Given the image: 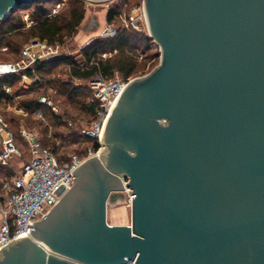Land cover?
I'll return each instance as SVG.
<instances>
[{"label":"water","instance_id":"1","mask_svg":"<svg viewBox=\"0 0 264 264\" xmlns=\"http://www.w3.org/2000/svg\"><path fill=\"white\" fill-rule=\"evenodd\" d=\"M44 1L0 0V21ZM143 2L158 66L0 264H264V0Z\"/></svg>","mask_w":264,"mask_h":264},{"label":"built area","instance_id":"2","mask_svg":"<svg viewBox=\"0 0 264 264\" xmlns=\"http://www.w3.org/2000/svg\"><path fill=\"white\" fill-rule=\"evenodd\" d=\"M65 2L66 0L58 2L48 17L56 16ZM119 2L120 0H83L87 8L106 3L104 6L106 13L114 8L116 10L112 15V21L105 24L100 38L104 40L114 38L123 29L148 34L143 0H139V4L134 7ZM0 50L5 52L8 48L4 46ZM19 53L16 60L0 61V80L14 76L21 88L27 92L40 83L36 76L28 75L29 71L34 73V64L62 56L58 47L50 46L37 38L25 44ZM111 55L112 52H108L101 57L105 60ZM138 60L141 61L142 57L139 56ZM94 62V58L90 61L86 59L78 67L88 68ZM88 82V88L94 100L99 103V109L95 112L96 119L77 130L84 139L99 143L108 109L114 100L119 98L129 81H122L118 76L106 80L100 75H95ZM3 93L11 96V88L4 86ZM38 102L56 112L55 105L47 96L40 97ZM1 111L0 108V249L17 237L29 236L32 223L42 220L75 184L76 177L72 176V173L86 159L98 155L94 154L95 150L89 149L85 157L79 153L66 154L63 157L59 155L57 149L52 150L49 146H43L39 136L32 131L20 129L16 136L9 130ZM33 116L34 119L46 124L40 112L33 113ZM64 121L68 127H73L70 120ZM48 137H52L51 133ZM125 264H135V259L132 261L127 259Z\"/></svg>","mask_w":264,"mask_h":264},{"label":"trees","instance_id":"3","mask_svg":"<svg viewBox=\"0 0 264 264\" xmlns=\"http://www.w3.org/2000/svg\"><path fill=\"white\" fill-rule=\"evenodd\" d=\"M51 0H46L42 3H33L31 6L23 9H17L3 21H0V45L8 46L11 51L18 52L20 47L13 40L16 32H20L24 28V23L21 21V14L23 11H29V19L33 21L24 33L32 38H37L40 41H45L50 46L63 44L66 39L72 38L76 29L83 22L85 10L83 0H66L64 7L54 17H48L52 9L55 7L48 5ZM60 2V1H59ZM121 4L128 3L129 6L134 7L139 4V0H120ZM115 8L105 14L107 22L112 21V15ZM23 34V35H24ZM17 46V48H16ZM157 46L144 33L134 32L131 29H123L114 38L101 39L95 38L89 47L83 49L84 57L90 61L91 58L96 61L90 68L82 69L76 66L70 56H60L44 62H36L33 66L34 73L30 72L28 75L36 76L41 83L46 75L52 73L56 66L64 63L70 67L69 79L87 81L91 80L95 75H100L104 79L113 78L114 74H118L122 81L130 80L138 75V73L146 74L155 66V61L158 54L154 53ZM116 51V53H114ZM112 52V55L105 60L101 59V55ZM114 53V54H113ZM142 60L139 61L138 57ZM61 83V94L73 104L82 106L85 113L96 119V110L99 109V103L94 100L92 93L83 87L74 88L71 83ZM39 85V83H37ZM36 85V86H37ZM9 86L11 88V96L3 93V87ZM33 90V89H32ZM23 90L18 84V80L13 77H4L0 80V105L11 103L14 97L20 98V107L33 114L40 112L43 116L58 122L59 117L54 114L49 107L41 105L38 98L29 96L31 93ZM23 97V98H21ZM29 97V98H27ZM91 99L92 102L86 104V101ZM35 123L41 124L40 121ZM9 130L13 131L18 136L17 129H14L9 124ZM43 146H49L42 143ZM99 144L94 141L93 149L97 151ZM50 147V146H49ZM51 148V147H50ZM55 150L56 147H52Z\"/></svg>","mask_w":264,"mask_h":264},{"label":"rangeland","instance_id":"4","mask_svg":"<svg viewBox=\"0 0 264 264\" xmlns=\"http://www.w3.org/2000/svg\"><path fill=\"white\" fill-rule=\"evenodd\" d=\"M59 1L61 0H51V2L48 5L54 6V4L58 3ZM105 4H95L93 6H89L88 8L87 5L84 4V10H85L84 19L83 22L80 24V26L76 29L74 36L72 38L66 39L63 44L53 46L59 48V51L61 52L62 56H70L72 61L76 64L77 67L78 65L81 66L83 62L86 60V58L83 55V49L89 47L95 38L100 37V34L105 29L104 27L105 24L107 23L105 19V14H106V9L104 7ZM26 19L27 21H25ZM21 21H23L25 25L24 28L20 32H16L13 36V40L17 43V46L20 47V49L25 44H28L30 40L34 39L30 37L28 34L26 35L24 34L27 31V29L34 24L32 23L33 21H30L29 19L28 10L23 11V13L21 14ZM99 31L101 32L99 33ZM146 35L149 37V34ZM154 45L157 46L155 43ZM4 46L6 45H0V49ZM7 48L8 50L5 52L0 50V61L5 62V61H13L18 59V56L20 54L19 51L16 53L11 51V49L8 46ZM159 50L160 49H158V47L156 48V50H154V53L158 54V57L155 61V66L153 67V69L156 66H158L159 63V58H160ZM82 69H87V68L82 67ZM153 69H151L149 72H151ZM69 71H70V67L64 63H61L60 65L56 66L51 74L46 75L44 77V80L41 83H39V85L35 86L33 90H31L30 92L31 94L29 95L32 97L35 96L38 99L42 96L44 97L47 96L49 99H51V101L56 107V112H53L51 109L50 110L59 117L58 122L46 118L45 116L44 119L46 120V124L41 121H40L41 124L35 123L39 120L34 119L33 114L31 113L29 114L20 107L19 104L20 98L18 97H16L9 104H1L0 105V108L2 109L1 114L3 115L8 125L10 124L13 130L17 129L18 132L20 129H24L29 132L32 131L33 133H36L39 136L41 143L45 145H49L51 148L57 146L56 149L59 155L64 157L66 154L79 153L83 157H85L89 149L94 150L93 149L94 141L92 142L84 139L79 133V130L77 129L81 128L83 125L91 123L93 121V117L85 113L82 106L73 104L67 98H65L63 94H61L62 87L60 82L71 83L74 88L83 87L90 91V89L88 88L89 80L75 81L69 79ZM149 72H147L146 74H148ZM146 74L141 75L140 73H138L136 77L131 78L130 80L138 77H142ZM115 76H118V74L115 73L113 78ZM91 102L92 100L88 99V101H86V104ZM64 120H70L73 123V127L71 128L68 127ZM49 133H51L52 137H48ZM99 147L100 148L98 151H94V154H98L97 156L101 155L100 149H103L102 146ZM129 206H130V202H129ZM130 220H131V206L129 209V222L131 223Z\"/></svg>","mask_w":264,"mask_h":264},{"label":"bare ground","instance_id":"5","mask_svg":"<svg viewBox=\"0 0 264 264\" xmlns=\"http://www.w3.org/2000/svg\"><path fill=\"white\" fill-rule=\"evenodd\" d=\"M114 104V103H113ZM112 109H113V105L108 109V115H107V117L105 118V120H104V122H103V125H102V131H101V134H100V140H102V138H103V134H104V130H105V124H106V122H107V120H108V117L111 115V111H112ZM126 190V193H127V196H128V198H129V201L132 199V194H131V191L130 190H128V189H125ZM31 237V236H30Z\"/></svg>","mask_w":264,"mask_h":264},{"label":"crops","instance_id":"6","mask_svg":"<svg viewBox=\"0 0 264 264\" xmlns=\"http://www.w3.org/2000/svg\"><path fill=\"white\" fill-rule=\"evenodd\" d=\"M104 24V23H103ZM102 31V30H101ZM101 31H99V33L101 32Z\"/></svg>","mask_w":264,"mask_h":264}]
</instances>
